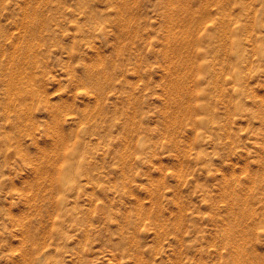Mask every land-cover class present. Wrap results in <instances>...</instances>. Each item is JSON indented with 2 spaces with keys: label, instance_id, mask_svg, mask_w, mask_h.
I'll list each match as a JSON object with an SVG mask.
<instances>
[{
  "label": "rangeland",
  "instance_id": "374dc122",
  "mask_svg": "<svg viewBox=\"0 0 264 264\" xmlns=\"http://www.w3.org/2000/svg\"><path fill=\"white\" fill-rule=\"evenodd\" d=\"M0 264H264V0H0Z\"/></svg>",
  "mask_w": 264,
  "mask_h": 264
},
{
  "label": "bare ground",
  "instance_id": "6f19581e",
  "mask_svg": "<svg viewBox=\"0 0 264 264\" xmlns=\"http://www.w3.org/2000/svg\"><path fill=\"white\" fill-rule=\"evenodd\" d=\"M179 63V62H178Z\"/></svg>",
  "mask_w": 264,
  "mask_h": 264
}]
</instances>
